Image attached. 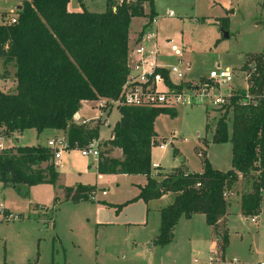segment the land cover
I'll use <instances>...</instances> for the list:
<instances>
[{"label": "trees", "instance_id": "1", "mask_svg": "<svg viewBox=\"0 0 264 264\" xmlns=\"http://www.w3.org/2000/svg\"><path fill=\"white\" fill-rule=\"evenodd\" d=\"M78 1L81 11L72 12L68 9L71 0H23L16 23L8 18L0 24V58L4 67L12 65L15 70V88L0 91V134L5 137L27 129L39 133L60 130L65 132L70 150L99 140L103 122L80 123L75 115L85 101L105 100L109 106L119 99L129 74L132 19L145 14L138 6L114 10L109 0L105 11L92 12L83 0ZM149 2V17L153 18L155 0ZM221 25L228 29L227 22ZM253 58L256 72L248 89L234 92L222 107L224 115L213 135L214 143H232V169L227 171L213 168L205 158L202 172L179 168L157 176L152 170V142L158 136L155 121L163 113L175 115V109L118 107L121 118L102 151L98 171L144 175L147 182L134 199L117 206L104 204L119 211L131 201L149 202L173 194V202L161 209L155 245L166 246L172 241L182 217L204 214L206 223L215 227L228 215L225 194L241 179L254 182L253 191L242 196V214L260 215L264 198V52ZM248 94L250 98L244 101ZM115 149L122 151L121 158L112 156ZM59 180L56 161L47 146L0 150V182L6 187L56 185ZM95 192L94 186L64 187L66 201L93 200ZM228 244L225 228L222 251Z\"/></svg>", "mask_w": 264, "mask_h": 264}, {"label": "rangeland", "instance_id": "2", "mask_svg": "<svg viewBox=\"0 0 264 264\" xmlns=\"http://www.w3.org/2000/svg\"><path fill=\"white\" fill-rule=\"evenodd\" d=\"M83 2L92 12H103L107 7V0ZM22 3L23 0H0V10L10 12ZM78 3V0H73L71 7ZM170 11L172 16H169ZM147 12L149 14L150 9ZM155 12V30L160 42L170 53L175 47H182L183 58L190 63L188 78L182 83L184 87L181 86L184 90L188 85L203 83L206 75L218 65L234 71L233 92L247 89V83L256 72L253 57L264 52V0H155ZM144 14L132 19L130 45L139 36L141 26L149 21V15ZM224 21L228 24L226 30L221 25ZM226 32L229 33L228 38L225 37ZM169 62L177 63L178 57L172 55ZM13 69L12 65L4 67L0 58V91L14 88L4 79L13 80ZM173 109L175 115L163 113L155 121L159 137L152 148V163L159 166L152 168L153 172L157 176L179 168L202 172L205 158L215 169H232V143L213 142L215 127L224 115V109L208 102L178 105ZM119 118L117 102L104 107L92 102L82 105L79 122L90 124L103 121L101 137L108 140ZM51 131H43L40 136L35 129L14 132L5 138L3 146L45 145L48 139L55 138L56 134ZM62 136H66L65 133ZM107 142L98 140L101 151L99 161L103 158L102 151L108 147ZM164 144L166 146L161 148ZM113 155L121 157L122 154L117 150ZM56 163L60 165L62 180L50 188L37 186L33 189L25 185L13 188L0 182V210L3 209L1 204H4L17 217L15 220L0 221V264H94L85 253L91 235L99 239L100 249L104 246L105 256L100 259V264H143L133 258L132 236L134 232L144 234L148 229L157 228L158 215H148L150 227L147 230H139L130 224L146 221L147 209L151 205L155 207V202L131 201L119 211L102 202L126 203L137 195L139 184H144L146 177L116 174L96 180L97 159L83 156L79 148L70 153L64 151ZM84 170L88 172L80 178V171ZM79 182L102 188L97 189L96 203H75L64 199L63 186ZM253 183L252 180L242 179L239 193L245 195L252 192ZM57 196L58 200L54 202ZM231 196L230 192L227 197L231 202L227 252L224 257L220 244L216 251L226 259L224 264H264V198L258 217L243 215L237 206V198ZM54 203L57 205L54 206ZM197 217L203 215L196 216L190 223L185 217L179 221V264H205L212 254L210 243L206 241L208 225ZM191 235L194 247L188 243ZM193 249H198L199 253L192 254ZM233 259L238 262H232Z\"/></svg>", "mask_w": 264, "mask_h": 264}, {"label": "built area", "instance_id": "3", "mask_svg": "<svg viewBox=\"0 0 264 264\" xmlns=\"http://www.w3.org/2000/svg\"><path fill=\"white\" fill-rule=\"evenodd\" d=\"M112 8L116 10L118 6H138L148 14L150 9L149 0H109ZM149 7V9H147ZM19 10L16 8L10 12L0 10V24L5 19L10 18L11 23H16ZM150 13V12H149ZM173 12H169L172 16ZM6 16V17H4ZM157 16L149 17L147 25L142 27L141 35L130 45L128 67L129 74L122 86L119 99L112 100L110 105L117 102V106L143 107V108H165L173 109L178 105H194L206 102L216 106L224 107L230 102L233 95L232 85L235 81V73L229 67L218 65L212 69L203 83L188 85L183 89L182 83L188 78L191 70L190 63L183 56V48L175 47L170 53L160 42L155 25ZM172 55L178 57L177 63H170L169 58ZM251 76V75H250ZM188 81V80H187ZM183 86V87H181ZM248 86V83H247ZM248 89V87H247ZM251 95H247L244 101H247ZM107 105V101H101L100 107ZM79 122V118L75 117ZM84 123V122H81ZM5 135L0 134V150L5 149L3 141ZM155 139L152 142L154 145ZM166 145L160 146L164 148ZM47 147L52 151L54 160L62 158L64 151H69V143L66 136L50 139ZM82 155L93 157L99 160L101 156L100 145L98 141H93L89 145L79 148ZM157 163H152V168H158ZM229 193H226L228 197ZM17 217L13 213H8L5 209L0 210V221L15 220ZM255 220V219H253ZM197 259L195 260V262ZM232 262L237 263V259ZM224 264L226 259L219 256L216 249H212L207 264Z\"/></svg>", "mask_w": 264, "mask_h": 264}, {"label": "crops", "instance_id": "4", "mask_svg": "<svg viewBox=\"0 0 264 264\" xmlns=\"http://www.w3.org/2000/svg\"><path fill=\"white\" fill-rule=\"evenodd\" d=\"M71 2H73V0H71ZM71 2L68 5L69 11H72V12L81 11L80 3H78V5H76V6L75 5H72V7H71ZM142 26H141L140 31L142 30ZM140 31H139V33H140ZM130 35H131V30H130ZM14 72H15V70H14ZM13 76H14V74H13ZM4 79H5V82L6 83L7 82H10L14 86V88H15V82L13 80L8 79V78H4ZM14 88H12V89H14ZM101 101H104V100H99V101H85V102H83V104L84 103H88L89 104V103H92V102H97L99 104ZM111 113L112 112H110V114ZM77 115H78V118L81 116V109H80V111H79V113ZM120 118H121V115H120ZM120 118L117 121H119ZM86 119L89 120V118H87V117H86ZM113 128H114V126H113ZM47 130H49V129H47ZM44 131H46V130H44ZM51 132H54L56 134L55 137L62 136L65 133L63 131L53 130V129H52ZM41 133H43V132H41ZM41 133H39V136H40ZM112 133H113V130H112ZM157 137H159V135ZM110 139H112V136H111ZM110 139L105 140V139H103L101 137V128H100V137H99V140L109 141ZM49 140L50 139L47 140V143H48ZM47 143L45 145H43V146H47ZM11 147L15 148V147H18V146H10V147L8 146V148L5 147V149H9ZM74 150L75 149H73V151ZM117 150H119V149H115L113 151V153H112V156L113 157H114L113 154H115V152ZM70 151H72V150H70ZM70 151H68V152L70 153ZM119 151H121V150H119ZM121 154H122V151H121ZM121 157H122V155H121ZM121 157H115V158H121ZM97 162H99V160ZM56 165H57V163H56ZM59 167H60V165H57V171L60 174V180L57 182V184H59L61 182V180H62V174L59 171ZM87 172H88L87 170L80 171V178H83V176L85 175V173L87 174ZM185 172H190V171H185ZM111 175H116V174H100L99 171H98V164H97V166H96V175H95L97 177L96 180H98V178L100 180V178H103V177H106V176H111ZM117 175H125V174H117ZM140 176H143V175H140ZM241 180L233 188V190L231 192V195H232L231 197H234L235 196L237 198V201H236L237 206H239V210L242 212V210H241V199H242L243 193H241V194L239 193V191L241 190V188H239V186L241 184ZM146 182H147V179H146ZM146 182L144 184L143 183L142 184H139V192L137 193V195L135 197H137L139 195V193H140V187L141 186H144L146 184ZM78 185L94 186V185L89 184L87 182L86 183L79 182V183H77L75 185H65V186H63V192H64V187H75L76 188ZM37 186H45L46 188H50L51 186H53V184H48V183L39 184V185L31 186V188L34 189ZM94 187L96 188V192H97V189H102V188H100L98 186H94ZM248 188L250 189V186ZM236 190L238 192H236ZM96 192H95V195H94V199L93 200H82V201L96 203V199H95ZM63 195H64L63 197L65 199V194L63 193ZM56 198L58 199V196ZM56 198H55V201L54 202H56ZM134 198H132V199H134ZM173 199H174V195L170 193V194L164 195L162 198L157 199V200H151L149 202H145L144 200H142L146 204H153V202H155V207H153L152 205H151V207H148V209H147V212H148L147 213V216L148 215L150 216V213H156L158 215V224L156 226L157 228L148 229L150 227L149 216H148V218H147L146 221L142 220L140 222H135L133 224H130V226H135L134 228H137L139 230L140 229L141 230H147L148 229L147 233L145 232L144 234H140L139 232H134V234L132 236V241H131L132 245L131 246H132V249H133V252H134L133 258H134L135 261H137V260L138 261H141L143 264H179V261L181 259L180 258L181 248L178 246V235H177V230H178L179 222H178V224L176 225V227L174 229V237H173L172 241L169 244H167L166 246H157V245L154 244V240H155L156 236L158 235L159 229H160V223H161L160 212H161V209L169 206L173 202ZM140 200H136V201H140ZM68 201H71V200H68ZM105 202L106 201H103L102 203L104 204ZM75 203H79V202H75ZM97 203H99V201H97ZM106 203H108V202H106ZM109 204L114 205V206L120 205V204H115V203H109ZM45 205H46V207H49V206H47V204H44V206ZM230 205H231V202L229 201L228 215L226 216L225 219L220 220L215 227L210 226V225H208L206 223V217H205L204 214H194L191 218H186L185 217V219L187 220V222L190 223L194 218H196V216L203 215V217H197V218H200L198 220L204 221L208 225V228L209 229L207 231V240L206 241H208L210 243V247H209L210 249H214V248L215 249H218V245L220 244V241H221V239H220L221 232L225 228L228 230V220H229V215L231 213V211H230L231 206ZM1 206L3 207V209L6 210V212L13 213L11 211V209H9L7 206H4V204H1ZM38 206H40V204ZM109 207H112V206H109ZM180 220H181V218H180ZM96 221H98V220H96ZM221 223H222V228L220 230L219 227H220V224ZM100 224H102V223H98V225H100ZM97 233H98V230H97ZM188 243H191V245L194 247L192 235L189 236ZM99 246H100L99 239L96 237V235H91L89 237V242H88V245H87V248H86V252L85 253L88 256V258L90 259V261H92V262L94 261L95 262V263L93 262L94 264H100V259L104 258V256H105L104 246H103L102 249H100ZM143 247H146V248H143ZM222 252H223V256L225 257L226 252H227V248L224 251H222ZM198 253H199V250L198 249H195V250L193 249L192 250V254L195 255V254H198ZM35 264H39V263L37 262ZM205 264H207V263H205Z\"/></svg>", "mask_w": 264, "mask_h": 264}, {"label": "water", "instance_id": "5", "mask_svg": "<svg viewBox=\"0 0 264 264\" xmlns=\"http://www.w3.org/2000/svg\"><path fill=\"white\" fill-rule=\"evenodd\" d=\"M21 8H22L21 5L17 7L18 10H21ZM225 37L228 38L229 37V33L226 32L225 33ZM75 117H78V115L76 114ZM182 163H184V160L182 161Z\"/></svg>", "mask_w": 264, "mask_h": 264}]
</instances>
